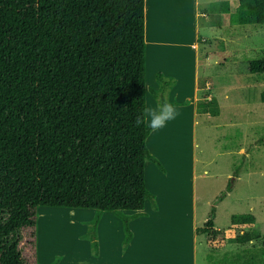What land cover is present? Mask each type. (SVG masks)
Here are the masks:
<instances>
[{"label": "trees", "instance_id": "1", "mask_svg": "<svg viewBox=\"0 0 264 264\" xmlns=\"http://www.w3.org/2000/svg\"><path fill=\"white\" fill-rule=\"evenodd\" d=\"M147 6L0 0V264H40L43 207L95 210L88 236L96 254L104 212L123 221L127 246L131 221L148 200L156 206L146 166L165 167L147 145L154 130L135 124L148 95ZM221 8L231 14L229 1ZM231 22L264 26V0H240ZM249 72L264 75V58L250 62ZM156 80L163 93L175 85L162 72ZM197 112L220 115L208 102ZM214 219L197 234L207 235L210 249H223L227 239ZM230 230L239 245L258 236L252 215L233 216Z\"/></svg>", "mask_w": 264, "mask_h": 264}, {"label": "rangeland", "instance_id": "2", "mask_svg": "<svg viewBox=\"0 0 264 264\" xmlns=\"http://www.w3.org/2000/svg\"><path fill=\"white\" fill-rule=\"evenodd\" d=\"M177 1L179 4L182 2ZM225 1L228 0H201V9L207 10L209 18H201V67L196 101L197 107L200 103H211L213 108L220 109V115L200 118L196 126L195 143L198 144L196 154L200 174L198 196L201 202L199 222L204 224L210 218H215L216 228L222 230L227 239L223 249L209 248L208 264H264V75L249 72L250 62L264 58V26L233 24L231 14L224 13L221 8ZM229 1L235 9L240 3V0ZM167 6L170 8L169 2ZM186 11L188 13L184 5L170 17L175 25L182 23L184 26L183 30L173 32L175 38L171 37L170 42L184 46L191 44L194 38L193 12L190 9V13L186 14ZM174 43L163 48L165 58L162 59L158 58V49L149 48L147 98L153 102H159L153 90L157 91L159 97L170 101L173 88H167L164 93L160 91L156 80L158 72L164 73L167 80L175 78L171 73H178L181 82L191 89L183 78L188 74L193 49L191 45L172 49L170 46H175ZM176 94L184 97L189 90L186 91L182 85ZM210 95L212 100H209ZM184 140L188 145L187 135ZM171 149H178V146L172 145ZM169 151L163 153V157L171 166L174 155ZM149 164L146 183L153 194L158 167L153 162ZM205 171L207 174H204ZM157 191L163 189L159 187ZM223 194L225 197L221 198ZM60 209L43 207L39 211L38 234L39 228L50 233L49 224L40 223V212L62 213L69 219L68 225L59 227V232L68 230L67 236L59 239L52 235L48 240L49 233H46L47 241L40 244L39 234V263L98 264L88 236L91 222L88 220L89 212ZM236 215L255 217L258 236L254 241L246 245L236 242L234 232L230 230L231 218ZM199 264H206L203 254L200 255Z\"/></svg>", "mask_w": 264, "mask_h": 264}, {"label": "crops", "instance_id": "3", "mask_svg": "<svg viewBox=\"0 0 264 264\" xmlns=\"http://www.w3.org/2000/svg\"><path fill=\"white\" fill-rule=\"evenodd\" d=\"M182 1V2H181ZM148 0V22H147V41L149 29L156 34L158 58H165L163 48H168L174 42L176 33L183 30L182 23L175 25L170 20L171 14L177 13L184 5L186 14L190 9L194 16V38L191 44H177L172 49L190 47L193 49L191 60L188 62V74L183 78L187 85L181 82L178 73H171L175 78V85L170 91V102L179 104V115L174 120L167 122L165 127L154 130L149 138L156 133L163 131V149L156 153L150 152L160 160L165 167V172L156 169V191H152L155 196L156 206L148 200L143 210V215L134 218L130 223L133 233L131 242L125 246V232L123 221L111 212H104L97 225L96 234L98 251L95 254L98 264H199L200 255L206 259L208 264L209 247L207 245V235L197 234V229L205 225L199 222V201L198 173L199 162H197L196 147V126L199 119L209 117V114H198L197 98L199 87V70L201 67V47L199 41L201 36V18H209L207 10L201 9V0ZM229 1V0H228ZM167 2L170 8H167ZM231 14L236 13L231 1ZM183 4V5H182ZM184 17H187L184 16ZM182 21V20H181ZM209 26V24L207 23ZM187 43V42H186ZM149 56L147 45V58ZM183 59V58H182ZM207 61V59H206ZM208 62V61H207ZM184 85L189 94L178 97L177 92ZM210 85V84H209ZM148 97V95H147ZM176 98L177 100H174ZM189 104H186L187 102ZM212 100V96H209ZM184 101L186 103H184ZM219 117V116H218ZM167 133V134H166ZM166 135V136H165ZM186 135L189 144H186ZM178 146V149H171V146ZM180 147L182 150H180ZM170 150V151H169ZM169 151L174 155L172 165L165 161L163 153ZM198 164V165H197ZM147 163V176L149 169ZM160 170V171H159ZM207 174V171L204 172ZM148 178V177H147ZM161 187L163 191H157ZM210 204V202H207ZM89 212L88 220L92 221L95 217V210H85ZM127 216H133L135 211H125ZM216 226V225H215ZM220 230V229H219Z\"/></svg>", "mask_w": 264, "mask_h": 264}, {"label": "clouds", "instance_id": "4", "mask_svg": "<svg viewBox=\"0 0 264 264\" xmlns=\"http://www.w3.org/2000/svg\"><path fill=\"white\" fill-rule=\"evenodd\" d=\"M177 115H179V106L167 101L159 103L145 98L140 105L135 124L137 127L157 130L165 127L167 122L174 120Z\"/></svg>", "mask_w": 264, "mask_h": 264}, {"label": "bare ground", "instance_id": "5", "mask_svg": "<svg viewBox=\"0 0 264 264\" xmlns=\"http://www.w3.org/2000/svg\"><path fill=\"white\" fill-rule=\"evenodd\" d=\"M156 43H157L156 34L152 31V29H149L148 41H147L148 51H149V48H151V47L155 48ZM162 133H163V131H161L159 133H156L153 136H151L149 138V140H148V145H149L150 149L153 150L156 153H160L162 151V149H163L162 136L164 134L161 135ZM47 209H49V210H59V211L62 210L60 208H47ZM68 210H77V209H68ZM40 213H41V215H40V223L47 222V224H49V229H50V233H49L47 230H41L39 228V234L41 233L40 234L41 235L40 236V244H41V241H44V240L47 241L46 233H49L48 240H50V237L52 235H55L59 239L61 237H64V235L67 236L66 231H68V230H66L65 233H62V232H59V227H60V225H68V222H69L68 216H66L64 214H63L64 215L63 216L62 213L59 214L57 212H47V213L40 212ZM71 224H72V222H71ZM66 227H68V226H66ZM53 229H55L54 232L52 231ZM44 231H45V233H44ZM69 232H70V230H69Z\"/></svg>", "mask_w": 264, "mask_h": 264}]
</instances>
